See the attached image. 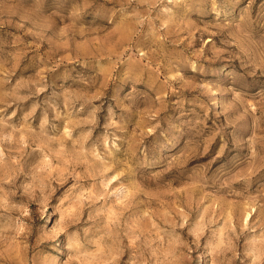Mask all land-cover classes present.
<instances>
[{
	"label": "rangeland",
	"instance_id": "rangeland-1",
	"mask_svg": "<svg viewBox=\"0 0 264 264\" xmlns=\"http://www.w3.org/2000/svg\"><path fill=\"white\" fill-rule=\"evenodd\" d=\"M0 264H264V0H0Z\"/></svg>",
	"mask_w": 264,
	"mask_h": 264
}]
</instances>
